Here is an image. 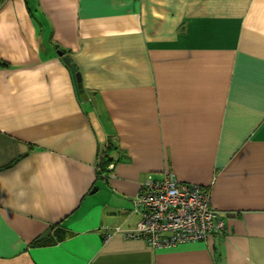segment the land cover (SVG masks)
<instances>
[{
	"label": "crops",
	"instance_id": "0c3cea01",
	"mask_svg": "<svg viewBox=\"0 0 264 264\" xmlns=\"http://www.w3.org/2000/svg\"><path fill=\"white\" fill-rule=\"evenodd\" d=\"M168 173L222 233L125 237ZM0 264H264V0L0 3Z\"/></svg>",
	"mask_w": 264,
	"mask_h": 264
},
{
	"label": "built area",
	"instance_id": "2783aa9c",
	"mask_svg": "<svg viewBox=\"0 0 264 264\" xmlns=\"http://www.w3.org/2000/svg\"><path fill=\"white\" fill-rule=\"evenodd\" d=\"M132 211L140 219L125 237L141 238L154 249L205 240L222 233L226 226L211 207L209 190L182 182L171 173L159 180H146L135 196ZM119 230L114 228V232Z\"/></svg>",
	"mask_w": 264,
	"mask_h": 264
},
{
	"label": "trees",
	"instance_id": "16d2710c",
	"mask_svg": "<svg viewBox=\"0 0 264 264\" xmlns=\"http://www.w3.org/2000/svg\"><path fill=\"white\" fill-rule=\"evenodd\" d=\"M4 0H0V3H2ZM114 150L113 144H108L103 150L99 153L97 162H96V167H97V174L99 176H106L105 173H107L108 169V164L112 162V157L111 153ZM12 165V162L6 167ZM67 230L64 229L63 227L59 225H50L49 226V233L45 237H40L34 240L32 244L34 245H52L58 242L63 241L68 233L66 232ZM70 234V233H69Z\"/></svg>",
	"mask_w": 264,
	"mask_h": 264
},
{
	"label": "water",
	"instance_id": "95a60500",
	"mask_svg": "<svg viewBox=\"0 0 264 264\" xmlns=\"http://www.w3.org/2000/svg\"><path fill=\"white\" fill-rule=\"evenodd\" d=\"M75 77H76V82H77V87H78V90L81 94H83V89H82V84H81V78H80V74L79 73H76L75 74Z\"/></svg>",
	"mask_w": 264,
	"mask_h": 264
},
{
	"label": "bare ground",
	"instance_id": "6f19581e",
	"mask_svg": "<svg viewBox=\"0 0 264 264\" xmlns=\"http://www.w3.org/2000/svg\"><path fill=\"white\" fill-rule=\"evenodd\" d=\"M202 187V186H201Z\"/></svg>",
	"mask_w": 264,
	"mask_h": 264
}]
</instances>
